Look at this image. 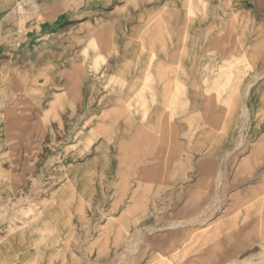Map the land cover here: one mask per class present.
<instances>
[{
  "label": "rangeland",
  "instance_id": "obj_1",
  "mask_svg": "<svg viewBox=\"0 0 264 264\" xmlns=\"http://www.w3.org/2000/svg\"><path fill=\"white\" fill-rule=\"evenodd\" d=\"M263 228L264 0H0V264H264Z\"/></svg>",
  "mask_w": 264,
  "mask_h": 264
},
{
  "label": "crops",
  "instance_id": "obj_2",
  "mask_svg": "<svg viewBox=\"0 0 264 264\" xmlns=\"http://www.w3.org/2000/svg\"><path fill=\"white\" fill-rule=\"evenodd\" d=\"M244 228H245V227H244ZM244 228H243V229H244ZM263 239H264V228H263L262 234H261V236H260V241L263 240Z\"/></svg>",
  "mask_w": 264,
  "mask_h": 264
}]
</instances>
